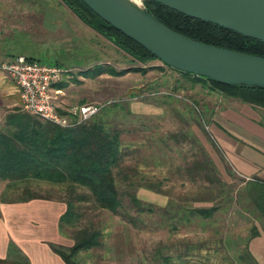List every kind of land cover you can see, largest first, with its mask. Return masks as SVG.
Listing matches in <instances>:
<instances>
[{
  "label": "rangeland",
  "instance_id": "374dc122",
  "mask_svg": "<svg viewBox=\"0 0 264 264\" xmlns=\"http://www.w3.org/2000/svg\"><path fill=\"white\" fill-rule=\"evenodd\" d=\"M0 31L8 53L0 63L25 55L65 67L58 110L78 116L74 111L79 107L98 106L97 115L104 110L109 126L121 132L123 159L114 173L124 204L113 213L86 188L35 179L11 188L1 182L0 197L72 199L77 221L64 226L67 247L83 229L102 235L100 246L76 256L79 264H163L165 255L174 258L170 264H237L254 216L238 203L244 179L228 163L211 129L214 116L237 98L193 84L160 59L142 62L63 0H0ZM100 64L148 70L93 75ZM0 75L5 87L15 89L6 72ZM10 97L19 100L15 91ZM17 109L23 110L20 103L7 114ZM80 194L88 197L79 200ZM214 205L220 209L212 218L190 216L193 208Z\"/></svg>",
  "mask_w": 264,
  "mask_h": 264
},
{
  "label": "trees",
  "instance_id": "16d2710c",
  "mask_svg": "<svg viewBox=\"0 0 264 264\" xmlns=\"http://www.w3.org/2000/svg\"><path fill=\"white\" fill-rule=\"evenodd\" d=\"M63 1L87 24L92 25L142 62L159 59L134 39L102 19L83 0ZM145 4L157 19L185 36L218 47L264 57V42L261 40L213 22L191 17L154 0H145ZM95 20H99L100 23H95ZM28 59L37 60L30 57ZM131 70L146 72L148 69L133 67L116 70L100 64L96 66L93 75L106 72L124 75ZM179 72L193 84H200L212 91L264 107L262 88L225 84L208 77ZM55 86L60 88L63 84L59 82ZM105 114L103 110L83 123L64 128L23 110L17 109L8 113L5 122L0 125V182H7L9 187H15L20 182L35 179L52 184H64L70 189L83 187L90 192L100 207L119 213L124 202L114 170L120 166L123 159L121 132L109 126ZM244 183L243 189L238 192V203L243 211L253 214L254 223L247 244L242 251H237L235 261L237 264H259L249 251L248 245L250 240L259 234L255 219L264 225V183L245 179ZM87 197L81 194L77 196L79 200ZM132 197L134 204L141 207L140 201ZM0 198L5 199L3 196ZM37 198L49 199L40 195H30L7 200L23 202ZM66 203L67 210L60 218L61 231H64L66 225L75 226L74 220L77 221L73 200L68 199ZM219 209L217 205L197 207L190 210V216L209 219ZM101 238L99 230L83 229L78 233L72 246L55 243H51L50 246L66 264H79L76 256L81 251L100 246ZM173 259L172 255H165L163 264H170ZM0 263L31 264L29 257L13 241L9 243L7 257L0 258Z\"/></svg>",
  "mask_w": 264,
  "mask_h": 264
},
{
  "label": "water",
  "instance_id": "95a60500",
  "mask_svg": "<svg viewBox=\"0 0 264 264\" xmlns=\"http://www.w3.org/2000/svg\"><path fill=\"white\" fill-rule=\"evenodd\" d=\"M96 14L170 67L221 83L264 89V57L185 36L157 19L145 0H83ZM264 42V0H154Z\"/></svg>",
  "mask_w": 264,
  "mask_h": 264
},
{
  "label": "crops",
  "instance_id": "0c3cea01",
  "mask_svg": "<svg viewBox=\"0 0 264 264\" xmlns=\"http://www.w3.org/2000/svg\"><path fill=\"white\" fill-rule=\"evenodd\" d=\"M1 33L0 31V36ZM7 54L0 43V59ZM2 76L4 75H0V124L5 122L9 109L21 104L18 86H14L13 90L5 87ZM13 91L18 93L19 100L10 97L13 96ZM262 110V106L234 99L231 107L214 116L211 129L228 163L238 175L246 181L264 183ZM66 210V202L51 198L23 202L0 198V258L7 257L9 243L13 241L29 257L31 264H66L50 246L51 243L68 246V237L60 229V218ZM255 224L259 234L250 240L248 248L257 262L264 264V225L258 219H255Z\"/></svg>",
  "mask_w": 264,
  "mask_h": 264
},
{
  "label": "built area",
  "instance_id": "2783aa9c",
  "mask_svg": "<svg viewBox=\"0 0 264 264\" xmlns=\"http://www.w3.org/2000/svg\"><path fill=\"white\" fill-rule=\"evenodd\" d=\"M0 70L6 72L18 86L24 111L61 127H74L83 123L101 109L87 104L74 111L78 116L59 112L56 97L62 90L55 84L62 81L67 71L59 64H47L18 55L0 63Z\"/></svg>",
  "mask_w": 264,
  "mask_h": 264
},
{
  "label": "bare ground",
  "instance_id": "6f19581e",
  "mask_svg": "<svg viewBox=\"0 0 264 264\" xmlns=\"http://www.w3.org/2000/svg\"><path fill=\"white\" fill-rule=\"evenodd\" d=\"M130 5L133 6L134 9L141 11L142 10V1L141 0H129L128 2Z\"/></svg>",
  "mask_w": 264,
  "mask_h": 264
}]
</instances>
